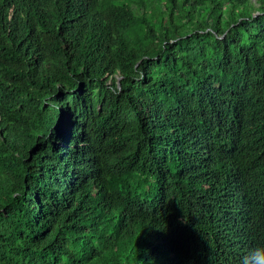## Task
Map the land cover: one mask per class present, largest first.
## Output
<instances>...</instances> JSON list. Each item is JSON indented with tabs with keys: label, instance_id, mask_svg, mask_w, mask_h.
Here are the masks:
<instances>
[{
	"label": "trees",
	"instance_id": "trees-1",
	"mask_svg": "<svg viewBox=\"0 0 264 264\" xmlns=\"http://www.w3.org/2000/svg\"><path fill=\"white\" fill-rule=\"evenodd\" d=\"M0 264H264V0H0Z\"/></svg>",
	"mask_w": 264,
	"mask_h": 264
},
{
	"label": "bare ground",
	"instance_id": "bare-ground-1",
	"mask_svg": "<svg viewBox=\"0 0 264 264\" xmlns=\"http://www.w3.org/2000/svg\"><path fill=\"white\" fill-rule=\"evenodd\" d=\"M236 236V235H235ZM241 236H243V235H241ZM245 236V235H244ZM232 237V236H231ZM232 238H234V236L232 237ZM242 237H240V239H241ZM236 239V238H235ZM236 242V241H235ZM240 242V241H239ZM242 243H243V241H242ZM242 245H244V243L242 244ZM241 247V246H240Z\"/></svg>",
	"mask_w": 264,
	"mask_h": 264
}]
</instances>
